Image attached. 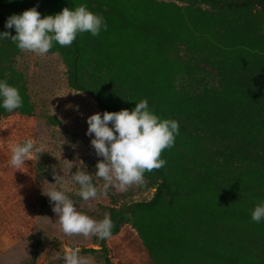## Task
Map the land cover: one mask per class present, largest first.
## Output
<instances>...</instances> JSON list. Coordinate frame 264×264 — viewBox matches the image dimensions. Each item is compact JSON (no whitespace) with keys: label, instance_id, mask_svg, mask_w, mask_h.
I'll return each mask as SVG.
<instances>
[{"label":"trees","instance_id":"obj_1","mask_svg":"<svg viewBox=\"0 0 264 264\" xmlns=\"http://www.w3.org/2000/svg\"><path fill=\"white\" fill-rule=\"evenodd\" d=\"M81 4L107 30L50 50L68 87L102 113L146 98L180 126L166 165L145 173L151 199L127 203L130 189L111 198L112 237L132 229L152 264H264V222L251 220L264 201V0H0V32L15 35L5 20L33 6L44 16ZM20 52L0 41V79L23 98L0 121L33 115Z\"/></svg>","mask_w":264,"mask_h":264},{"label":"rangeland","instance_id":"obj_2","mask_svg":"<svg viewBox=\"0 0 264 264\" xmlns=\"http://www.w3.org/2000/svg\"><path fill=\"white\" fill-rule=\"evenodd\" d=\"M14 67L24 77L34 110L32 116L12 115L0 121V264H65L66 252L77 248L91 264H105V257L111 264H152L137 234L127 226L106 240L107 252L100 239L62 232L45 195L50 189L66 190L77 210L95 220L107 214L112 197L127 191L109 189L107 195L84 201L79 186L70 179L82 162V170L94 174L97 160L102 159L85 135L86 118L102 112L91 97L68 87L60 56L20 52ZM29 138L41 148L39 158L32 156L19 168L11 166L13 146ZM53 169L64 177L59 184ZM93 183L101 188L103 180L93 175ZM129 189L132 197L127 203L147 201L153 195L143 187Z\"/></svg>","mask_w":264,"mask_h":264},{"label":"clouds","instance_id":"obj_3","mask_svg":"<svg viewBox=\"0 0 264 264\" xmlns=\"http://www.w3.org/2000/svg\"><path fill=\"white\" fill-rule=\"evenodd\" d=\"M5 29H14L15 35L9 31L0 32V41L10 40L21 52H31L44 56L58 44L70 47L77 36L90 33L99 36L107 30L103 15L93 13L86 4L78 7H64L59 13L44 15L33 6L19 14H12L5 20ZM23 107V98L16 86L0 79V108L6 112ZM85 135L91 137L90 144L97 160L94 174L82 170V164L70 179L79 186L78 195L84 200H94L98 195H107L109 189L121 193L131 186L143 187L145 173L163 168L167 161L161 158L165 149L175 145L179 135V122L175 119L161 118L149 107L146 98L135 103L132 110L122 109L118 112L105 111L93 113L86 118ZM10 165L19 168L25 165L30 157L37 159L41 148L29 138L22 144L12 148ZM73 167L71 164L68 169ZM55 183L63 181V176L52 171ZM93 175L102 179L98 188L93 183ZM52 184V183H50ZM45 195L52 203V211L57 214L62 232L67 236L82 235L85 238L110 239L115 223L110 214L102 220H95L77 207L66 190L50 189ZM251 220L264 222V201L251 211ZM65 264H91V261L80 254V249H72L64 255Z\"/></svg>","mask_w":264,"mask_h":264}]
</instances>
